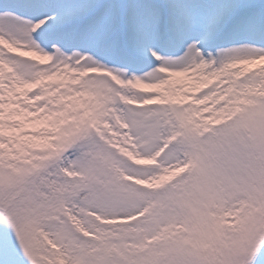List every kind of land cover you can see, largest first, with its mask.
<instances>
[{"label": "snow or ice", "instance_id": "snow-or-ice-1", "mask_svg": "<svg viewBox=\"0 0 264 264\" xmlns=\"http://www.w3.org/2000/svg\"><path fill=\"white\" fill-rule=\"evenodd\" d=\"M0 264H264V0H0Z\"/></svg>", "mask_w": 264, "mask_h": 264}]
</instances>
